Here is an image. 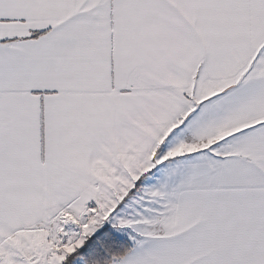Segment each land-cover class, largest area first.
I'll return each mask as SVG.
<instances>
[{"label":"snow or ice","instance_id":"1","mask_svg":"<svg viewBox=\"0 0 264 264\" xmlns=\"http://www.w3.org/2000/svg\"><path fill=\"white\" fill-rule=\"evenodd\" d=\"M0 264H264V0H0Z\"/></svg>","mask_w":264,"mask_h":264}]
</instances>
